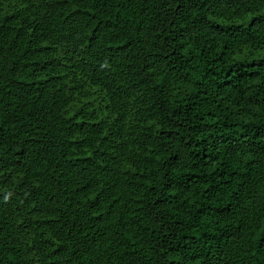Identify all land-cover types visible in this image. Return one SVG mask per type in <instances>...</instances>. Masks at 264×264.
I'll return each instance as SVG.
<instances>
[{
  "label": "trees",
  "instance_id": "obj_1",
  "mask_svg": "<svg viewBox=\"0 0 264 264\" xmlns=\"http://www.w3.org/2000/svg\"><path fill=\"white\" fill-rule=\"evenodd\" d=\"M0 264H264V0H0Z\"/></svg>",
  "mask_w": 264,
  "mask_h": 264
}]
</instances>
